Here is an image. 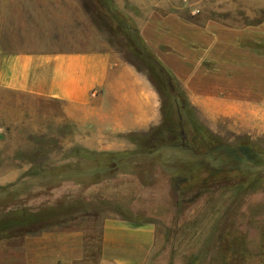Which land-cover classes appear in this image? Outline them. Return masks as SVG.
<instances>
[{"label": "crops", "instance_id": "1", "mask_svg": "<svg viewBox=\"0 0 264 264\" xmlns=\"http://www.w3.org/2000/svg\"><path fill=\"white\" fill-rule=\"evenodd\" d=\"M223 1L220 11L237 7V18L186 12L172 0L114 4L205 126L264 135V0ZM161 105L148 77L109 45L80 0H0V124L25 128L32 110L46 122L54 108L56 134L71 127L66 148L130 152L136 146L127 136L157 127ZM8 177L1 181L18 176ZM117 177L135 180L117 173L108 181ZM63 219L1 239L0 264H147L152 256L153 225L105 211Z\"/></svg>", "mask_w": 264, "mask_h": 264}, {"label": "rangeland", "instance_id": "2", "mask_svg": "<svg viewBox=\"0 0 264 264\" xmlns=\"http://www.w3.org/2000/svg\"><path fill=\"white\" fill-rule=\"evenodd\" d=\"M80 1L83 4V0ZM172 1L174 8H184L186 12L205 11L207 17L214 19L229 21L239 15L237 7L226 12L220 11L224 6L223 0H203L201 3L200 0ZM85 10L109 45L149 77L146 65L129 53L120 36L108 29H101V21L92 7H86ZM54 111V108L49 109L45 122L44 118L41 119L42 114L38 115L32 110L31 115L25 116V120H30L29 126L25 128L18 124H0V194L16 193L15 197L9 198L8 203L7 199L0 200V217L5 211L16 208L34 211L63 202H75L76 207L83 209L71 215L81 211H105L120 215L132 223L150 224L155 228L156 242L147 264H215L217 247L226 237L241 244L247 260L259 254L258 245L264 236V176L254 189L219 188L204 192L193 203L181 206L173 192L175 172L172 174L165 167V159L162 164L156 159L140 161L141 165L152 167L145 182H141L135 174L132 182L118 181L121 177H117L112 182L108 178L107 181L92 185L49 175L26 176L32 166L50 169L53 165L72 161L70 150L78 146L65 147L73 141L69 125L62 127L56 134L51 120ZM195 115L210 133L228 145L234 146L242 141L250 143L251 140L264 149V135L235 134L226 123L217 129H209L196 112ZM171 155V151L164 152L166 157ZM13 174L18 176L15 181H1L8 176L12 178ZM63 218H58L52 225L63 222Z\"/></svg>", "mask_w": 264, "mask_h": 264}, {"label": "trees", "instance_id": "3", "mask_svg": "<svg viewBox=\"0 0 264 264\" xmlns=\"http://www.w3.org/2000/svg\"><path fill=\"white\" fill-rule=\"evenodd\" d=\"M83 5L97 13L102 30L119 35L129 53L146 65L148 79L161 98L162 121L147 134L127 136L136 146L134 151L97 152L76 147L70 150L69 164L53 165L50 169L32 166L26 176L49 175L92 185L117 173H132L145 182L152 167L141 165L140 161L156 159L162 164L165 159V167L176 175L173 192L179 206L191 204L202 193L219 188L254 189L264 176V149L251 140L228 145L210 133L198 121L173 77L145 46L131 18L116 7L114 0H83ZM165 151H171L172 155L167 158ZM2 194L0 200L7 199V203L16 195ZM82 209L75 202H63L34 211L23 208L5 211L0 217V239L44 229L58 218ZM257 251L259 254L247 260L241 244L226 237L217 247L215 264H264V236Z\"/></svg>", "mask_w": 264, "mask_h": 264}]
</instances>
